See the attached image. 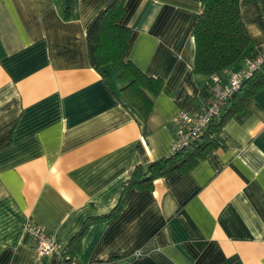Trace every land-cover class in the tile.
I'll return each instance as SVG.
<instances>
[{"label":"crops","instance_id":"crops-1","mask_svg":"<svg viewBox=\"0 0 264 264\" xmlns=\"http://www.w3.org/2000/svg\"><path fill=\"white\" fill-rule=\"evenodd\" d=\"M109 1L0 0V264H264V87L223 106L233 112L221 146L186 172L131 186L109 216L135 166L169 155L175 113L212 93L211 77L193 70L201 0H125V59L163 80L147 119L137 117L116 68L102 74L89 60L87 25ZM240 10L264 51L260 0ZM28 220L60 250L39 254Z\"/></svg>","mask_w":264,"mask_h":264},{"label":"trees","instance_id":"trees-1","mask_svg":"<svg viewBox=\"0 0 264 264\" xmlns=\"http://www.w3.org/2000/svg\"><path fill=\"white\" fill-rule=\"evenodd\" d=\"M124 3L125 0H110L87 25L88 55L91 65L102 74H105V71L101 68L106 64L111 63L116 68L119 78L125 82L122 88L125 104L137 117L145 120L163 86V80L146 75L135 64L125 59L130 29L118 22L125 13ZM260 3L264 10V0H260ZM193 36L195 73L206 76L221 74L232 66L243 64L246 57L258 54L242 20L240 0H201V10L193 25ZM262 87L264 63L251 77L242 82L228 101L234 106H243L246 98ZM232 112V105L223 113L220 111L219 115L211 120L200 141L192 143L178 153L152 161L147 166H135L130 177L123 182L119 202L109 216L113 217L119 212L131 186H150L156 178L173 170L186 172L213 149L221 146L223 143L218 132ZM83 232L84 227L62 251L64 260L71 258L65 256L67 252L72 255L78 249L79 238Z\"/></svg>","mask_w":264,"mask_h":264},{"label":"built area","instance_id":"built-area-1","mask_svg":"<svg viewBox=\"0 0 264 264\" xmlns=\"http://www.w3.org/2000/svg\"><path fill=\"white\" fill-rule=\"evenodd\" d=\"M262 63H264V51L258 52L254 57H246L238 70L230 71L225 76L222 74L210 76L212 80L210 97L194 111L179 110L175 113L173 119L177 125L176 136L169 154L178 153L192 143L200 141L211 120L219 115L222 107L240 88L242 82L251 77ZM24 228L29 232L34 248L39 254H49L60 250V245L48 237L33 221L28 220ZM140 255V251L134 253L135 257ZM127 260L126 257H118L109 261H94L88 264H125Z\"/></svg>","mask_w":264,"mask_h":264}]
</instances>
